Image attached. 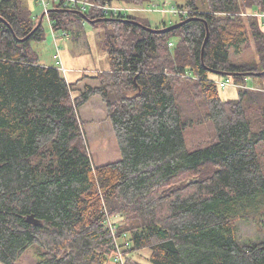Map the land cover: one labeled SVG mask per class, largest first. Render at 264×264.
<instances>
[{"label":"trees","instance_id":"trees-1","mask_svg":"<svg viewBox=\"0 0 264 264\" xmlns=\"http://www.w3.org/2000/svg\"><path fill=\"white\" fill-rule=\"evenodd\" d=\"M178 6L191 14L170 32L146 30L136 13L94 23L108 67L69 82L40 64L32 44L46 37L40 16L26 0H0L1 264H16L32 245L36 264H109L115 237L126 264H145L133 256L142 250L151 264H264V75L230 53L250 32L264 56V0ZM44 17L54 31L76 26L77 36L85 18H111L96 7ZM249 74L260 88L238 87L233 100L212 78L244 86ZM86 77L99 84L79 88ZM94 95L121 152L96 167L78 113ZM205 121L214 142L189 151L185 129ZM106 208L122 218L116 235ZM240 221L263 235L242 239Z\"/></svg>","mask_w":264,"mask_h":264},{"label":"rangeland","instance_id":"rangeland-1","mask_svg":"<svg viewBox=\"0 0 264 264\" xmlns=\"http://www.w3.org/2000/svg\"><path fill=\"white\" fill-rule=\"evenodd\" d=\"M47 1L49 2L48 9L44 8L42 3H38L35 0H26L33 13L40 16V19L42 16L49 14L50 9L58 8L57 1ZM184 2L186 0H145L142 4H131L130 6H135L137 10L134 13L141 16L142 19H147L151 27L163 28L182 21L180 20L181 15L178 12H172L171 9L172 7H176L175 9H186L178 6V4ZM157 7L166 11L155 10ZM42 20L46 37L41 42L34 41L32 43L34 49L39 54L40 64L60 68L69 82H76L87 71H91L88 73L95 74V69H105L108 67L106 53H102L98 49V41L102 35V25L98 24L94 26L85 21L82 33L77 36L78 28L76 26H72L66 30L59 29L54 31L51 28L48 17H44ZM248 36L249 40L240 52L231 49L232 61L263 71L264 56H262L259 50L260 43L254 39L250 32H248ZM249 75L247 87L260 88L261 83H259L255 75ZM261 75H264V73ZM212 78L218 81L224 78V80H228V83H230L219 88L222 99L233 100L238 97L239 88L237 85H234L231 78L220 75L212 76ZM85 84L98 85L99 81L94 77H86L79 88H83ZM78 113L84 121H81L82 133L94 166L96 167L120 159V148L111 121L107 115L106 104L101 96H92ZM184 134L189 151L196 150L202 146H208L214 142L211 125L206 121L194 127L186 128ZM105 211L106 215H109L107 208ZM111 218L117 224H120V221H122L121 217ZM239 229L240 237L244 240L254 237L256 234L258 236L263 235L262 232L258 231L257 226L251 222L240 221ZM121 241L123 242V240ZM38 249L37 245L29 246L16 264H36L39 258ZM149 255V250L140 251V255L133 254L136 259L145 264H151L147 260Z\"/></svg>","mask_w":264,"mask_h":264},{"label":"built area","instance_id":"built-area-1","mask_svg":"<svg viewBox=\"0 0 264 264\" xmlns=\"http://www.w3.org/2000/svg\"><path fill=\"white\" fill-rule=\"evenodd\" d=\"M45 2L44 0H41ZM60 1L63 7H75L82 11H86L89 7H96L99 10H101L106 16L114 18V17H120L124 16L127 17L130 14H133L134 11L137 10L135 6H130L128 4H114L110 2L106 3H97V2H91L86 0H55ZM46 4V3H45ZM47 5V4H46ZM176 7H172V12H178L183 17H188L191 12L187 9H175ZM179 9V10H178ZM155 10H163L160 7H157ZM249 77V76H248ZM216 83L220 85V87H224L230 83H228V80L220 79L219 81L216 80ZM234 83V82H233ZM234 85H237L238 87H242L240 84L234 83ZM107 216V223L110 226L112 233L116 235L117 232V225H115V222L112 220V218L109 215ZM122 238L119 239L115 237V243L117 247L116 253L113 255V257L109 260V264H126V260L124 257V253L122 252Z\"/></svg>","mask_w":264,"mask_h":264},{"label":"water","instance_id":"water-1","mask_svg":"<svg viewBox=\"0 0 264 264\" xmlns=\"http://www.w3.org/2000/svg\"><path fill=\"white\" fill-rule=\"evenodd\" d=\"M52 10L69 11L68 9L52 8V9L49 10V12L52 11ZM45 13H46V12H45ZM42 18H43V16L41 17L38 26L42 23ZM84 18H85V17H84ZM85 19H86V21H88L89 23L94 24V23H97V22H100V21H109V20H111L112 18H107V17H105V18H99V19H95V20H90V19H87V18H85ZM123 20H124V19H123ZM187 21H188V19L183 20V21H180V22H177V23H174V24H172V25H169V26H167V27H163V28H153V27L145 26V25L141 24L140 22H136V21H135L134 23L139 24L140 26H142L143 28H145L146 30L151 31V32H155V33H165V32H170V31H172V30H174V29L179 28L181 25H183V24L186 23ZM207 37H208V36H207ZM217 73H219V72H217ZM263 73H264V70L261 72V74H263ZM220 74H221V73H220ZM252 75H254V74H252ZM27 220L30 221V220H31V217H29Z\"/></svg>","mask_w":264,"mask_h":264},{"label":"bare ground","instance_id":"bare-ground-1","mask_svg":"<svg viewBox=\"0 0 264 264\" xmlns=\"http://www.w3.org/2000/svg\"><path fill=\"white\" fill-rule=\"evenodd\" d=\"M45 2H43V1H41V0H38V2L39 3H42L43 5H44V8H46V9H48V7H49V2L47 1V0H44ZM55 1V0H54ZM58 2V8H61V9H68L69 11H73V10H77V11H79V12H81V13H84V11H82V10H80V9H78V8H75V7H63L62 6V4H61V2L60 1H57ZM47 5H46V4ZM242 87H247V85H242Z\"/></svg>","mask_w":264,"mask_h":264}]
</instances>
